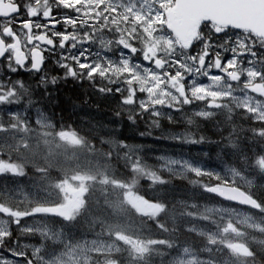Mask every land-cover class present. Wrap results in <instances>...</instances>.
<instances>
[{
	"label": "snow or ice",
	"instance_id": "snow-or-ice-1",
	"mask_svg": "<svg viewBox=\"0 0 264 264\" xmlns=\"http://www.w3.org/2000/svg\"><path fill=\"white\" fill-rule=\"evenodd\" d=\"M69 79L79 103L65 107ZM101 102L106 123L74 119ZM162 118L210 124L217 140L162 137L213 145L216 165L178 151L156 167L121 132ZM0 176V264H264V0H0ZM173 179L208 201L178 202L211 226L186 229L200 243L176 231ZM85 224L107 241L77 239ZM35 233L48 244L20 242Z\"/></svg>",
	"mask_w": 264,
	"mask_h": 264
},
{
	"label": "trees",
	"instance_id": "trees-1",
	"mask_svg": "<svg viewBox=\"0 0 264 264\" xmlns=\"http://www.w3.org/2000/svg\"><path fill=\"white\" fill-rule=\"evenodd\" d=\"M59 89H60L61 98L65 101V107H67L71 101H76L77 103H79V101L77 99V97L79 95V89H77L74 82H72L71 80H68L67 82H61V84L59 85ZM87 107L92 109V110H104V113L102 112L103 113L102 115L105 117H107L109 114L108 108H106V107L101 108V109H97L96 105L92 104L90 106H84L83 109H86ZM83 109L78 112L77 116L74 117V119H77V120L79 119L78 115L83 114V113H81L83 111ZM79 113H81V114H79ZM103 121H105V120H103ZM167 128L168 127L165 126V124L160 122V128L159 129L153 128V129H151V135L150 136L146 135V136L141 137L139 135V133L146 131V124L138 122L137 127H132V128L124 127L121 129V132L123 133L124 136L129 137L128 142L133 143V144L142 145L143 146V152L147 153V162L149 164H153L154 162L151 159H153V157H155L159 153H164L165 151L177 152L179 149H181V148L176 147V145L178 144L177 142L173 143L170 140L164 139L162 137V129H167ZM155 137H161V138L156 140V139H154ZM43 150H44V148H43ZM194 150L196 152L197 149H194ZM199 150L201 151L202 149L199 148ZM148 156H151L152 158H148ZM81 161L84 162V158H81ZM202 161L208 162V161H210V159L208 157L207 158L202 157ZM55 174H56V172L53 173V175H55ZM139 185H140L141 194H145L146 199L149 198V196L153 194L154 189L149 188V186H148L149 181H147L146 179H144V178L140 179ZM172 185L174 187L172 189H170V194L168 196V200L170 201V203L168 204V207L171 209H175V211L177 213V218H176V222H175L176 231L180 234L181 239H186V240L192 241L194 243L202 242L203 240L196 238L193 234H189L186 231L185 226L190 221L200 222L201 224H207V222L200 221V220L192 218V217H181V216H179V212H180L181 208H180V204L178 202L184 201L188 204L195 203L198 205V204H202V203H205L208 201L204 200V199H191L190 197H192L195 189L193 188V186L188 185L187 181L174 180L173 179ZM188 210H191V209H188ZM140 223H141V221H137L138 226ZM142 223H143V227L146 230L150 229L152 231H155V228H154L152 221L144 218ZM167 223H168L169 228L171 229L173 227L172 222L169 220V221H167ZM99 232H100V228L98 225L93 230L91 227H89L88 224H85L80 229V231L78 233H82L83 235H85L87 237L98 238V239H107L106 236H98L97 234ZM252 237L253 236H251V238ZM251 238L249 235L248 240H250ZM249 246L252 249V246L250 244H249ZM153 259H154V264H161V261L166 260L167 257H164V258L154 257ZM257 259L259 260L260 257L257 256Z\"/></svg>",
	"mask_w": 264,
	"mask_h": 264
},
{
	"label": "rangeland",
	"instance_id": "rangeland-1",
	"mask_svg": "<svg viewBox=\"0 0 264 264\" xmlns=\"http://www.w3.org/2000/svg\"><path fill=\"white\" fill-rule=\"evenodd\" d=\"M102 112L104 113V110H92V109L87 107L86 109H83V111L81 112L83 114L79 113L81 115H78V117H79L78 120H81V119L82 120H87L89 118H92V119L97 120V121L105 120L104 122H107V117L103 116ZM160 122L165 124V126L168 127L167 129H162V134H164V135H166L169 132L176 133V132H185V131H198L200 134H203L205 137H207L210 140H217L219 138L215 134V131L212 128V126L210 124H207V123L201 124L200 128L197 130L193 126H189V125H187L186 123H184L182 121H178L175 124H169L166 119L162 118L160 120ZM167 140H170V139H167ZM170 141L173 142V143L174 142L179 143L178 141H172V140H170ZM199 148L202 149L201 151L208 152V156H206L204 158L208 157L210 159V161H208V162H205V161H202V162L206 163V164H208L210 166H215L216 163H217V161L215 159L216 149H215V147L213 145H211V144H209L207 142H205L202 145H195V146H193V145H183V147L181 149H179L178 151H184V152H189V153H198V152H201L199 150ZM194 149H197L196 152H195ZM38 150L44 151L43 150V146H40ZM177 152L165 151L164 153H159L156 156H159V155H172V156H175ZM155 157H153V159H151L154 162L152 165L158 167L159 165L156 163ZM81 158H83V157H81ZM148 158H152V157L148 156ZM81 163H83V161H81ZM54 172H55V170H53V173ZM248 178L253 180V183L256 184V185H258L261 182L260 181V177H258V176H249ZM174 180H179V179H174ZM3 182H4L3 181V177L0 176V184H3ZM205 203H208V202H205ZM205 203H202V204H205ZM202 204H198V205H202ZM238 211L246 212L247 209L238 208ZM248 214L249 215H254V212H248ZM255 218L257 220H259L258 216H256ZM25 219H27L29 221V223L32 222L30 220V218H25ZM185 227H186V229L187 228H195L197 230H208L211 226L208 225V224H201L200 222H196V221H190V222L187 223V225ZM247 231H248V233L250 235V238H251V236H255L256 239L262 238L258 232H254V231H252L250 229L247 230ZM189 234H193L196 238L203 240V237L197 236L195 231L191 232ZM77 239L91 241L93 239H98V238L87 237V236L83 235L82 233H77ZM100 240L107 241V239H100ZM251 241H252V238L250 240H248V242H249L248 246L250 244L252 246L253 250H257L258 251L259 246L257 244H255V243H252ZM20 242L23 243V244L36 245V246H39L42 243L45 244V245L48 244L47 241H42V239H41V237L39 236L38 233L22 236V237H20ZM250 249H251V247H250Z\"/></svg>",
	"mask_w": 264,
	"mask_h": 264
},
{
	"label": "flooded vegetation",
	"instance_id": "flooded-vegetation-1",
	"mask_svg": "<svg viewBox=\"0 0 264 264\" xmlns=\"http://www.w3.org/2000/svg\"><path fill=\"white\" fill-rule=\"evenodd\" d=\"M57 27H59V25H57ZM53 74L55 75L57 73L56 72H53ZM105 107L108 108V106H106L103 102H101L100 105H99V108H97V109H101V108H105Z\"/></svg>",
	"mask_w": 264,
	"mask_h": 264
},
{
	"label": "water",
	"instance_id": "water-1",
	"mask_svg": "<svg viewBox=\"0 0 264 264\" xmlns=\"http://www.w3.org/2000/svg\"><path fill=\"white\" fill-rule=\"evenodd\" d=\"M240 207H242V208H247L246 206H240Z\"/></svg>",
	"mask_w": 264,
	"mask_h": 264
}]
</instances>
